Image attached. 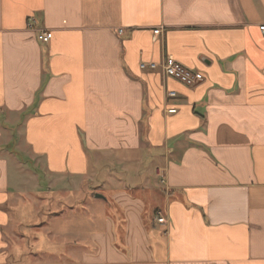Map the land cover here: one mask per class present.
Segmentation results:
<instances>
[{"label":"crops","instance_id":"crops-1","mask_svg":"<svg viewBox=\"0 0 264 264\" xmlns=\"http://www.w3.org/2000/svg\"><path fill=\"white\" fill-rule=\"evenodd\" d=\"M262 26L264 0H0V264H264Z\"/></svg>","mask_w":264,"mask_h":264},{"label":"built area","instance_id":"built-area-1","mask_svg":"<svg viewBox=\"0 0 264 264\" xmlns=\"http://www.w3.org/2000/svg\"><path fill=\"white\" fill-rule=\"evenodd\" d=\"M260 30L264 33V26L260 27ZM123 31L120 30L119 34H122ZM156 35L160 33L159 30L154 32ZM39 41L43 43H48L52 39V33L51 32H41L39 37ZM140 69L145 71V70H156L159 68V65L156 63H141L140 64ZM162 73L168 77L171 78L178 83L185 85L187 87H193L196 85H199L201 82L205 80L204 76L198 72L194 71L192 69H189L185 67L183 64L180 62L176 61L172 57H167L162 66ZM169 97L174 98L176 96V93L174 91L169 92ZM169 114H175L177 111L176 109H169L167 111ZM166 219L164 217H159L158 218V223L159 224H166Z\"/></svg>","mask_w":264,"mask_h":264},{"label":"rangeland","instance_id":"rangeland-1","mask_svg":"<svg viewBox=\"0 0 264 264\" xmlns=\"http://www.w3.org/2000/svg\"><path fill=\"white\" fill-rule=\"evenodd\" d=\"M17 158H19V159L22 160V157H17ZM32 165H34L33 162H32ZM35 174L40 177V173L35 172ZM90 193H92V197H94V196H96L98 194V193L94 194V190L93 191H90ZM99 194L101 195V193H99ZM102 195H103V193H102ZM79 208H80V211L79 212L82 214V216L86 217L87 214H88V210L87 209H84V206L83 205H80ZM85 211H87V212H85ZM75 212H77V211H75ZM100 214L101 213L97 211V217H98L97 219H99V220H101V217H99ZM67 221H69V220L67 219ZM56 222L57 221H51L49 223H51L52 226L54 227L56 225ZM99 222L100 221H96V223H99ZM62 226L64 227V224H62ZM91 226H93V224ZM99 230H100V228H99V226H97L96 227V231H99ZM84 232L86 233L87 232V229H84ZM68 238H71V237H63L64 240H72V238L71 239H68ZM64 240H63V243H62V241H57L55 243H47L46 245H47V247L58 249V250H55V252L58 251V253H62V252H60V249H62V251L65 252L64 250L67 247L66 246V243L64 242ZM52 261H53V259L51 260V262ZM21 262L23 264H43V255H40V253H37V252H34V251H29V252H26V253L23 252V258H22ZM57 262H60V261H57Z\"/></svg>","mask_w":264,"mask_h":264},{"label":"water","instance_id":"water-1","mask_svg":"<svg viewBox=\"0 0 264 264\" xmlns=\"http://www.w3.org/2000/svg\"><path fill=\"white\" fill-rule=\"evenodd\" d=\"M96 197H97V198H102V196H100V195H96Z\"/></svg>","mask_w":264,"mask_h":264}]
</instances>
